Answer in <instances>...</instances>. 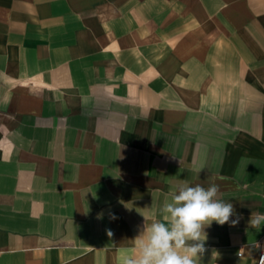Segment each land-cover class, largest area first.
<instances>
[{
	"label": "crops",
	"instance_id": "crops-1",
	"mask_svg": "<svg viewBox=\"0 0 264 264\" xmlns=\"http://www.w3.org/2000/svg\"><path fill=\"white\" fill-rule=\"evenodd\" d=\"M213 183L201 264H258L264 0H0V264H124Z\"/></svg>",
	"mask_w": 264,
	"mask_h": 264
},
{
	"label": "clouds",
	"instance_id": "clouds-1",
	"mask_svg": "<svg viewBox=\"0 0 264 264\" xmlns=\"http://www.w3.org/2000/svg\"><path fill=\"white\" fill-rule=\"evenodd\" d=\"M220 187L183 184L168 194L160 218L145 222L135 237L132 254L124 264H201L207 240L206 228L223 226L235 214L230 202L219 199ZM112 219H116L113 215ZM237 221L232 220L235 224ZM257 223L251 220V224ZM108 235L112 233L109 231ZM260 264H264V257Z\"/></svg>",
	"mask_w": 264,
	"mask_h": 264
},
{
	"label": "built area",
	"instance_id": "built-area-1",
	"mask_svg": "<svg viewBox=\"0 0 264 264\" xmlns=\"http://www.w3.org/2000/svg\"><path fill=\"white\" fill-rule=\"evenodd\" d=\"M257 246L260 249V253H259V256H258V259H257V263L260 264L261 258L264 257V237L258 243ZM242 256H244V248L243 247H240V249H239V257H242Z\"/></svg>",
	"mask_w": 264,
	"mask_h": 264
}]
</instances>
